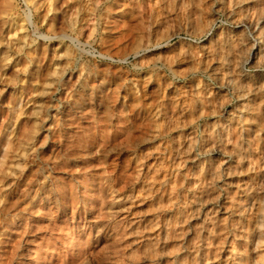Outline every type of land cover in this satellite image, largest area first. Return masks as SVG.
I'll use <instances>...</instances> for the list:
<instances>
[{
  "label": "rangeland",
  "instance_id": "obj_1",
  "mask_svg": "<svg viewBox=\"0 0 264 264\" xmlns=\"http://www.w3.org/2000/svg\"><path fill=\"white\" fill-rule=\"evenodd\" d=\"M263 35L264 0H0V264H264Z\"/></svg>",
  "mask_w": 264,
  "mask_h": 264
},
{
  "label": "bare ground",
  "instance_id": "obj_2",
  "mask_svg": "<svg viewBox=\"0 0 264 264\" xmlns=\"http://www.w3.org/2000/svg\"><path fill=\"white\" fill-rule=\"evenodd\" d=\"M238 2H239V1H238ZM248 2H249V1H248ZM239 3H240V2H239ZM253 6H254V5H253ZM257 6H258V5H257ZM239 24H240V23H239ZM234 26H235V25H234ZM263 36H264V35H263ZM259 37H260V36H259ZM251 39H252V38H251ZM261 40H262V39H261ZM253 41H254V40H253ZM256 41H257V40H256ZM259 43H261V42H259ZM237 63H238V62H237ZM237 66H238V64H237ZM237 66H236V67H237ZM260 112H261V111H260ZM259 114H260V113H259ZM212 137H213V136H212ZM212 145H213V144H212ZM216 146L218 147V145H216ZM217 147H215V149L212 150V154L219 155V153H220L219 150H220V149H219V150L216 149ZM210 148H211V147H210ZM220 148H221V147H220ZM222 152H223V151H222ZM208 153L210 154V152H208ZM223 153H224V152H223ZM212 154H211V156H213ZM224 156H225V155H224ZM212 158H213V157H212ZM214 158H215V157H214ZM223 158H224V157H223ZM220 159H221V158H220ZM215 160H216V159H215ZM223 162H224V161H223ZM209 163H210V162H209ZM219 163H220V162H219ZM226 164H227V161H226ZM223 166H224V165H223ZM228 172H229V171H228ZM256 190H257V188H256ZM260 195H261V194H260Z\"/></svg>",
  "mask_w": 264,
  "mask_h": 264
}]
</instances>
